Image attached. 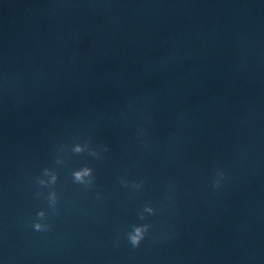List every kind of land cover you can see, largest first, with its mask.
<instances>
[{"label":"water","instance_id":"obj_1","mask_svg":"<svg viewBox=\"0 0 264 264\" xmlns=\"http://www.w3.org/2000/svg\"><path fill=\"white\" fill-rule=\"evenodd\" d=\"M0 264H264V0H0Z\"/></svg>","mask_w":264,"mask_h":264},{"label":"clouds","instance_id":"obj_2","mask_svg":"<svg viewBox=\"0 0 264 264\" xmlns=\"http://www.w3.org/2000/svg\"><path fill=\"white\" fill-rule=\"evenodd\" d=\"M140 134L143 135L144 134V130L141 129L140 130ZM105 151H107V148L105 147L104 149ZM75 152L76 153H83L84 152V148L80 145L77 144L76 148H75ZM93 156L98 155L97 152L92 151L90 153ZM44 174L46 176L50 177V180H43L40 179L38 180V182L41 185H55L57 180H58V174L55 173L54 171L50 170V169H45L44 170ZM73 178H74V182L78 183V184H85V185H90L94 182V169L88 166H85L79 170H76L73 172ZM227 174L222 171V170H218L216 177L213 180V187L215 189H219L221 187V184L223 183V181L226 179ZM137 188L140 187V184L135 185ZM171 199V197H169ZM59 202V197L57 195V192L55 190H53L49 197H48V203L49 206L52 208L53 212H58L57 209V204ZM144 212L151 214V215H155L156 213V209L150 205L145 206L144 208ZM46 219V212L44 210H41L37 213V219L35 221L32 222V227L34 229V231L36 232H48L51 231L53 228V225L51 223H44L42 221H44ZM140 220H145L146 217L144 216L143 213L140 214L139 217ZM152 229V224L150 223H143V224H133L131 226V231H129L127 233V240L130 243V245L133 248H139L142 244V242L148 237V234L150 232V230Z\"/></svg>","mask_w":264,"mask_h":264}]
</instances>
